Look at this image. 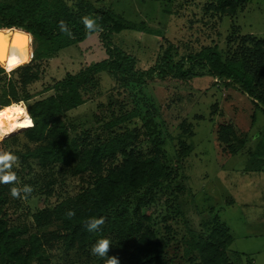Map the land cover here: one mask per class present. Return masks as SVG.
Wrapping results in <instances>:
<instances>
[{"label":"trees","instance_id":"1","mask_svg":"<svg viewBox=\"0 0 264 264\" xmlns=\"http://www.w3.org/2000/svg\"><path fill=\"white\" fill-rule=\"evenodd\" d=\"M250 1L205 0L202 8L205 15L213 18L234 17ZM192 2L194 0H190ZM86 15L97 18L103 31L88 34L82 23ZM60 21L65 22L70 36L61 32ZM130 26L133 25L112 9L96 7L88 0L72 3L68 0H0V28H19L32 36V58L28 63L9 73L10 78L0 64V108L29 101L28 87L39 79L41 62L58 56L62 49L98 36L106 54L102 60L91 62L79 72L68 73L55 82L53 94L27 104L35 126L23 133L37 145L14 153L22 161L35 159L42 168L54 164L69 168L80 185L75 194L60 196L53 205L33 213L35 227L54 226L52 230L39 232L12 222V215L6 211L12 198V186L0 184V264H50L51 250L60 249L66 254L76 249L86 253L100 238H109L111 247L120 249L124 257L131 240L136 239L139 246L135 250V264H235L228 255L233 238L219 222L208 234L192 233L183 243L173 244L167 235L157 238L155 229L147 225L152 221L149 203L153 189L179 177V162L188 150L185 143H181L182 149L176 158H170L162 137L167 130L166 123L163 118L162 122L157 121V117L161 119L163 107L161 109L153 96H146V89L161 82L188 83L194 78L210 76L239 86L264 112V38L230 37V43H240L226 59L216 45L181 56L173 43L165 49L160 45L154 64L141 68L137 56L116 46L111 39L112 34ZM100 72L114 78L135 105L97 130L72 135L66 113L100 93L97 78ZM142 96H146V100H142ZM135 118L141 119L146 129L142 133L150 143L146 153L137 145L141 137L138 128L122 127ZM185 125L184 131L187 130ZM217 136L218 140L231 145L224 126H219ZM69 210L74 211L75 216L67 217ZM93 217H104L105 223L97 231L89 232L86 222Z\"/></svg>","mask_w":264,"mask_h":264},{"label":"rangeland","instance_id":"2","mask_svg":"<svg viewBox=\"0 0 264 264\" xmlns=\"http://www.w3.org/2000/svg\"><path fill=\"white\" fill-rule=\"evenodd\" d=\"M68 1L72 3L74 0ZM88 1L96 7L112 9L133 25L112 34L111 39L116 46L137 56L141 68L154 64L160 45L165 49L173 43L179 56L216 45L226 59L240 43H230V37L238 39L253 35L264 38V0H251L236 16L223 18L205 15L202 8L205 0L192 3L190 0L189 3L186 0ZM30 48L32 51V43ZM105 57L104 46L98 36L62 49L58 56L41 62L39 79L28 87L31 99L23 102L27 105L48 97L54 93L52 87L55 82ZM10 77L8 73L7 78ZM97 78L100 93L66 113L72 135L97 130L115 115L127 113L135 105L132 97L106 72L98 73ZM146 91L147 97H154L161 109L163 107L161 119L157 117V121L162 122L163 118L166 123L167 130L162 137L170 158H176L182 149L181 143H185L188 150L186 157L180 159L179 177L153 189L149 203L152 221L147 225L155 229L157 238L167 235L173 244L183 243L192 233L208 234L219 222L233 238L228 248L232 262L264 264L262 108L242 93L239 86L225 84L210 76L194 78L188 83L161 82L156 87H147ZM146 96L140 98L146 100ZM183 121L186 131L191 132L184 131V123L181 127ZM220 125L230 135V146L218 140ZM122 127H137L141 136L138 148L145 153L149 151L150 143L142 134L146 129L141 119L135 118ZM23 131L5 138L0 142V148L11 147L14 152L34 148L37 144L27 140ZM13 170L20 179V186L34 185V192L26 199H10L6 211L12 215V222L28 225L31 231L52 230V225L35 227L33 213L53 205L60 196L75 194L80 185L78 177L60 164L42 168L35 159L22 161L20 157ZM129 246L125 257L116 247L110 248L109 256H117L120 264H135V250L139 244L133 239ZM91 250L83 253L75 249L66 254L60 249L51 250L49 263L105 264L106 258L93 255Z\"/></svg>","mask_w":264,"mask_h":264},{"label":"clouds","instance_id":"3","mask_svg":"<svg viewBox=\"0 0 264 264\" xmlns=\"http://www.w3.org/2000/svg\"><path fill=\"white\" fill-rule=\"evenodd\" d=\"M82 23L85 26L88 34L99 33L103 31L102 26L97 22V18L93 16H83ZM60 30L71 35L70 30L64 21H60ZM28 59L13 58V61L3 65L4 71L11 73L16 68L20 67L24 63H28ZM8 113H14V115H8ZM35 126V122L31 115L28 113L27 105L23 101L18 104L13 103L5 110L0 111V142L10 136L13 132L21 128H32ZM19 157L11 149L0 148V184L13 185L10 188V194L14 199H26L34 191L33 186L24 184L20 186V179L13 170L14 166H18ZM66 216L71 218L75 216V212L69 210ZM105 223V218H91L86 222V229L89 232L97 231ZM111 247V240L109 238H100L92 247V254L97 255L105 259V264H120V260L117 256H109L108 252Z\"/></svg>","mask_w":264,"mask_h":264},{"label":"bare ground","instance_id":"4","mask_svg":"<svg viewBox=\"0 0 264 264\" xmlns=\"http://www.w3.org/2000/svg\"><path fill=\"white\" fill-rule=\"evenodd\" d=\"M30 40L31 37L27 33H24L22 31L14 32L8 29H3V32H1L0 34V53H3L4 56V59H0L1 65L3 66L7 63L12 62L14 57L30 60L31 52H32L30 48ZM14 103L18 104L19 102H14ZM8 106L1 107L0 111L5 110ZM8 115H14V113H8ZM25 129L27 128L18 129L17 131L13 132L11 135H14Z\"/></svg>","mask_w":264,"mask_h":264},{"label":"water","instance_id":"5","mask_svg":"<svg viewBox=\"0 0 264 264\" xmlns=\"http://www.w3.org/2000/svg\"><path fill=\"white\" fill-rule=\"evenodd\" d=\"M3 29H8V30L14 31V32L22 31L24 33H27L31 37L30 44L32 43V36H31V34L29 32H27V31L23 30V29H19V28H0V34H1V32H3ZM31 56H32V52H31ZM0 59H4L3 53H0Z\"/></svg>","mask_w":264,"mask_h":264}]
</instances>
